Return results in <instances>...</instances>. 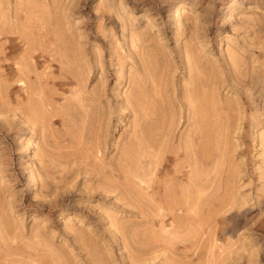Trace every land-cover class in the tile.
Instances as JSON below:
<instances>
[{
	"label": "rangeland",
	"instance_id": "374dc122",
	"mask_svg": "<svg viewBox=\"0 0 264 264\" xmlns=\"http://www.w3.org/2000/svg\"><path fill=\"white\" fill-rule=\"evenodd\" d=\"M178 7L181 17L173 21ZM0 14V264L59 257L64 264H264V0H0ZM132 81L157 108L139 121L142 136L134 133V114L125 105L137 92ZM200 86L214 120L203 126L205 143L198 142L219 148L200 161L219 180L221 192L208 188V198L231 194L220 220L198 204L187 219L184 209L171 213L160 198L176 167L184 170L179 184L190 187V167H175L186 158L176 160L175 152H162L166 144L152 143L163 135L158 123L174 125L185 139L187 93ZM37 106L44 125L30 121ZM179 137L167 149L178 148ZM152 153L156 157L147 158ZM165 159L170 163L156 171ZM99 165L106 175L115 173L107 179L132 182L134 191L143 187L135 196L132 189L131 199L147 200L127 201L126 189L110 187ZM161 210L170 213L165 228L149 219ZM211 227L218 229L212 238L203 234ZM133 234L136 247L128 243ZM156 237L167 250L155 258L139 252Z\"/></svg>",
	"mask_w": 264,
	"mask_h": 264
},
{
	"label": "bare ground",
	"instance_id": "6f19581e",
	"mask_svg": "<svg viewBox=\"0 0 264 264\" xmlns=\"http://www.w3.org/2000/svg\"><path fill=\"white\" fill-rule=\"evenodd\" d=\"M24 11V10H23ZM28 13V12H27ZM2 16H1V14H0V18H1ZM32 17V16H31ZM44 17V16H43ZM180 17H181V12H180V9H179V7L177 8V10H176V12H175V17L172 19L173 21H178L179 19H180ZM47 18V17H46ZM2 19V18H1ZM31 19V18H30ZM34 20V19H33ZM3 22V21H2ZM2 22H1V24L0 25H2ZM26 24H28V23H26ZM32 24V23H31ZM41 25V24H40ZM48 25V24H47ZM30 26V25H29ZM3 27H4V25H3ZM13 27V26H12ZM46 27V26H45ZM6 29H7V27H6ZM22 29H23V27H22ZM36 29V28H35ZM23 31H25V30H23ZM22 31V32H23ZM27 31H29V30H27ZM26 31V32H27ZM21 32V33H22ZM36 32V31H35ZM5 33H8V32H5ZM10 33V32H9ZM59 33V32H58ZM31 34V33H30ZM26 39V38H25ZM29 39V38H28ZM28 39H27V41H28ZM192 60V59H191ZM69 62V61H68ZM68 68L70 67V66H67ZM71 68V67H70ZM145 68V67H144ZM148 69H149V67H147ZM148 69H146V70H148ZM72 70H74V69H72ZM210 70V69H209ZM67 72H69L68 70H66ZM65 71V72H66ZM149 71V70H148ZM147 71V72H148ZM206 71V70H205ZM74 73V72H73ZM73 73H70V75L71 74H73ZM146 73V72H145ZM213 73V72H212ZM133 74H135V73H133ZM144 74V73H143ZM147 74V73H146ZM205 74V73H204ZM207 74V73H206ZM75 75H78L77 74V72H75ZM148 75V74H147ZM146 75V76H147ZM195 75V74H194ZM194 75H192V76H194ZM208 75V74H207ZM73 76H74V74H73ZM79 76V75H78ZM136 76V75H135ZM139 76V75H138ZM191 76V75H190ZM196 76V75H195ZM194 76V77H195ZM199 76V75H198ZM197 76V77H198ZM209 77V76H208ZM79 78V77H78ZM131 78V77H130ZM191 78H193V77H191ZM200 78V77H199ZM138 79V78H137ZM147 79V78H146ZM209 79H210V77H209ZM78 80V79H77ZM131 80H133V78L131 79ZM139 80V79H138ZM141 80L142 79H140V82H141ZM148 80V79H147ZM196 79H194L193 78V81H195ZM197 80H200V79H197ZM211 80V79H210ZM134 81V80H133ZM133 81L131 82V83H133ZM202 81V80H201ZM153 82V81H152ZM196 82V81H195ZM195 82H192V79H191V81H190V83L192 84V83H194L195 84ZM198 82V81H197ZM200 82V81H199ZM136 85H138L137 83H136V81L134 82ZM133 83V84H134ZM150 83H151V81H150ZM154 83L156 84L157 82L154 80ZM154 83H152L151 85L153 86V84ZM188 83V82H187ZM187 83H185L186 84V86H187ZM141 84H142V82H141ZM158 84V83H157ZM157 84H156V87H157ZM202 84V83H201ZM43 85V84H42ZM142 85H144V84H142ZM197 85H198V83H197ZM140 86L141 85H138V86H135L136 88H137V92H134V93H132V94H128V96H127V98H126V102H125V105L129 108V111L132 113V114H134V118H135V120H134V133L135 134H140L141 136H142V134L143 133H146L145 131H146V128L145 127H142L141 129H140V125L142 124V123H140V125L138 124L139 123V121L141 120V118H143V117H145V114L146 113H151L152 112V115L153 114H155V112H156V110H157V108L156 107H154L155 106V104H154V106L152 105V104H149V103H151V101H149L148 103H147V100H149L148 98L150 97V96H146V94L145 93H141L142 91H144L143 89H145V88H143L142 90H141V88H140ZM146 86H147V84H146ZM151 86V87H152ZM155 86V85H154ZM202 86H203V84H202ZM142 87V86H141ZM199 87V86H198ZM201 87V86H200ZM209 87V86H208ZM36 88V87H35ZM135 88V89H136ZM138 88H139V90H138ZM188 88H190L189 86H188ZM204 88H205V86H204ZM132 89H133V86H132ZM146 89H147V87H146ZM153 89V88H152ZM165 89H166V87H165ZM206 89V88H205ZM205 89H203V87H201V88H197L196 87V89H192V87H191V89L189 90V91H191V92H188L187 93V96H188V94H189V96H188V99H187V106H188V109H189V116H188V118H187V120H188V124L187 125H189L188 127H189V129H188V131L186 130V137H185V139L184 138H182V134L180 135L181 137H179V135H177V133H176V128H174L173 126H169V127H163L164 126V122H161V123H158V125L160 126V124L162 125V127H161V129H167V131L166 130H161L160 129V131H162L163 132V135L161 134V137H159L158 139L157 138H155V139H157V140H154L152 143H155V141H157L156 143H160V146L161 145H164V144H166L164 147H163V150H162V152H167V151H173V152H175L176 153V160H177V158L178 159H180V158H182V156H184V158H186V162H182V161H176V165H175V167L176 166H178L179 164L180 165H189V167H190V176H189V178H188V182H189V185H190V187L189 188H185L184 189V186L182 185H180L179 183V179H181L183 176H184V170L180 167H176V169L173 171V174L172 175H169V177L168 178H166V181H165V183H163V182H161V185H162V183H163V188L165 189V191H167L166 193L167 194H165V196H162V197H160V198H164V200H165V204L167 203V205H168V203H169V209H166V210H172L173 209V211H176L174 208H176V209H184V211L186 212L185 214L186 215H184L187 219L188 218H190V216H188L187 214V212H191L192 211V214L191 215H195L198 211H197V208H199V206L197 207V204L198 205H205V208H206V213H207V215L209 216V217H211V218H213L214 220H220V219H222V216H223V213L224 212H226L227 211V195H228V197H230L231 198V194L228 192V191H226V189L227 188H225V195L224 196H222V198H221V196L219 197H215L216 199L215 200H213L214 198H213V196H212V199H209L208 198V196H210L208 193H207V191H208V188H209V191H210V189H212L211 187H215V184H217L216 183V181H215V179H216V176H215V174H213L214 173V171L212 170V169H209V168H205L207 165H202V164H205L204 162L203 163H201L202 161H201V159H202V157H203V154H205L204 155V157L205 158H207L206 157V155H207V153H210L212 156H214L212 153L215 151V149L217 150V149H219V148H217L216 146L218 145V143H216V140H215V143L216 144H214V140H213V144H214V146H212L211 145V147L212 148H214V151H212V149H210L209 148V146H210V144H203L202 146H201V143H199L198 141H200V142H204V140L203 141H201L202 139H204V137L202 138L201 136H202V133L206 130V129H204V131H203V128H206V127H203V126H206V125H204L205 123H208L209 122V120H210V118L212 119V120H214L213 118H214V115H212L213 113H211V109L210 108H208V110L206 111V109H207V107H206V104H207V102L209 103L210 101H206V98H205V95H206V92H204L205 91ZM148 90V89H147ZM154 90H156L155 89V87H154ZM187 90V89H186ZM38 91V90H37ZM188 91V90H187ZM132 92V91H131ZM156 92H157V90H156ZM165 92H166V90H165ZM164 92V93H165ZM185 92V91H184ZM32 93V92H31ZM160 93L161 92H159V94L157 93V95H160ZM171 93V92H170ZM186 93V92H185ZM185 93H184V95H185ZM210 93V92H209ZM167 94H168V92H167ZM45 95V94H44ZM50 95V94H49ZM98 95V94H97ZM96 95V96H97ZM171 95V94H170ZM101 96V95H100ZM161 96V95H160ZM32 97V96H31ZM44 97V96H43ZM171 97V96H170ZM41 98V97H40ZM96 98V97H95ZM97 98H98V96H97ZM101 98V97H100ZM166 98V97H165ZM186 99V98H185ZM191 99V100H190ZM210 99V98H209ZM49 100V99H48ZM160 100V99H159ZM163 100V99H162ZM161 100V101H162ZM166 99H164V101H165ZM168 100V99H167ZM166 100V101H167ZM44 101V100H43ZM157 101V100H156ZM174 101V100H173ZM172 101V102H173ZM45 102V101H44ZM43 102V103H44ZM46 102H48L47 100H46ZM101 102V101H100ZM153 102V101H152ZM50 103H51V101H50ZM153 103H155V102H153ZM159 103V102H158ZM186 103V102H185ZM212 103V102H211ZM45 104V103H44ZM47 104V103H46ZM171 104V103H170ZM184 104V103H183ZM165 105V104H164ZM169 105V104H168ZM212 105L214 106V104L212 103ZM164 107V106H163ZM162 107V109H164ZM166 107H168V106H165V108ZM208 107H210L209 106V104H208ZM39 108V106H37L36 107V109H35V111L37 112V113H35L34 112V114L31 116V118H30V121L32 122V124H34V125H39V124H41V125H44V124H46V120H38L37 119V116L38 115H40L39 114V112L37 111V109ZM42 108H44V106L42 107ZM211 108H213V107H211ZM46 109V108H45ZM161 109V108H160ZM175 109V108H174ZM210 109V110H209ZM48 110V109H47ZM147 110H149V111H147ZM42 111H44L43 109H42ZM163 111V110H162ZM161 111V112H162ZM176 111V110H175ZM174 111V112H175ZM208 111H210L209 113H207ZM168 112V111H167ZM43 113V112H42ZM46 112H44V114H45ZM164 113V112H163ZM156 114H157V112H156ZM165 114V113H164ZM164 114H162V115H164ZM169 114V113H168ZM168 114H166L167 115V117L169 116ZM207 114H209V115H207ZM30 115V114H29ZM174 115V114H173ZM211 115H212V117H211ZM51 116V115H50ZM154 116V115H153ZM156 117H157V115H155ZM39 117V116H38ZM146 117H148V116H146ZM149 117H151V114L149 115ZM161 117V116H160ZM171 117V116H170ZM170 117H168V118H170ZM155 118V117H154ZM159 118V117H158ZM168 118H166L165 117V119L167 120ZM179 119H181L180 117H178ZM48 119V118H47ZM51 119V118H50ZM143 119H145V118H143ZM141 120V121H144V120ZM162 119H164V118H162ZM164 119V120H165ZM227 119V118H226ZM140 121V122H141ZM153 121H155V119L153 120ZM217 121V120H216ZM133 122V121H132ZM159 122V121H158ZM165 122H167V121H165ZM174 122V121H173ZM179 122V121H178ZM177 122V123H178ZM213 122V121H212ZM215 122V121H214ZM154 123H156V122H154ZM153 123V124H154ZM169 123V125L170 124H174V123H170V122H168ZM176 123V122H175ZM176 123V124H177ZM152 124V123H151ZM211 124V123H210ZM139 125V126H138ZM150 125V124H149ZM178 125V124H177ZM213 125H215L216 126V124L214 123V124H212V125H210V129H212L211 131H213V129H215V127H213ZM219 125V124H218ZM142 126V125H141ZM165 126H166V124H165ZM208 126L209 125H207V128H208ZM154 127H156V126H154ZM173 127V128H172ZM172 128V129H171ZM216 130V129H215ZM148 131V130H147ZM153 131H157V130H153ZM208 131H210V130H208ZM205 132H207V131H205ZM215 132V131H214ZM133 133V132H132ZM133 133V134H134ZM142 133V134H141ZM151 133V132H150ZM158 133H160V132H158ZM184 134V133H183ZM213 134V133H212ZM139 135V136H140ZM145 135V134H144ZM152 135V134H151ZM150 135V136H151ZM204 135H206V134H204ZM203 135V136H204ZM208 136V138H209V132H208V134H207ZM162 136H163V138H162ZM176 136H178L179 137V139H181L180 140V142H179V144H180V146L178 147V148H174L173 146H171V147H173L172 149H171V147H170V149H167V145H168V142H170L174 137H176ZM213 136V135H212ZM214 136H215V134H214ZM199 137H200V139H199ZM211 137V136H210ZM140 138V137H139ZM138 138V139H139ZM144 139L146 138L145 136L143 137ZM150 139H151V137H149ZM162 138V139H161ZM206 138V137H205ZM217 138V137H216ZM129 139V138H128ZM184 139V140H183ZM213 139V138H212ZM136 140V139H135ZM147 139H145L144 141H146ZM160 140V141H159ZM129 141H131V140H129ZM142 141V140H141ZM140 141V142H141ZM152 141V140H151ZM210 141V140H209ZM132 143H133V141H131ZM131 142H130V145H131ZM136 142V141H135ZM135 142H134V145H135ZM146 142H149L150 143V141H146ZM198 142V143H197ZM145 143V142H144ZM152 143H150V144H148V146L150 145V147L152 148L153 147V144ZM205 143V142H204ZM152 144V145H151ZM212 144V143H211ZM145 145V144H144ZM157 146H158V144H156ZM156 145L154 144V146L156 147ZM204 145L205 146H207V148L206 147H204ZM124 146V145H123ZM125 146H126V144H125ZM160 146H158V147H160ZM175 146H176V144H175ZM143 147H145V146H143ZM146 147H147V145H146ZM149 147V148H150ZM216 147V148H215ZM209 148V149H208ZM156 151H157V147L156 148H154ZM154 149L152 148V151L154 152V153H157L156 151H154ZM162 149V148H161ZM221 149V148H220ZM222 150V149H221ZM147 151H149V150H147ZM161 151V150H160ZM209 151H211V152H209ZM219 151V150H218ZM215 152H217V151H215ZM221 152H223V150L221 151ZM220 152V153H221ZM225 153V152H224ZM223 153V154H224ZM124 154V153H123ZM126 154V153H125ZM153 154V153H152ZM158 154V153H157ZM156 154V155H157ZM168 154V153H167ZM216 154H218V153H216ZM222 154V153H221ZM122 155V154H121ZM127 155V154H126ZM152 156H155V154H153V155H151L150 157L148 156V154H147V158H149V159H151V157ZM225 156V155H224ZM156 157V156H155ZM172 157V156H171ZM210 157V156H209ZM215 157V156H214ZM219 158H221L220 156H218ZM129 157H127L126 158V160L128 159ZM211 158V157H210ZM210 158H208L207 160H209ZM152 159H154V157H152ZM160 158H158V160H159ZM147 160V159H146ZM156 160V159H155ZM161 160V159H160ZM171 160V159H170ZM203 161H204V159H202ZM211 160H212V158H211ZM211 160H209V161H211ZM213 160H214V158H213ZM221 159H219L218 161H220ZM222 160H224V159H222ZM120 161V160H119ZM127 161H129V160H127ZM126 161V162H127ZM163 161V160H162ZM201 161V162H200ZM150 161H148L147 163L148 164H150L149 163ZM175 162V161H174ZM205 162H206V160H205ZM213 162V161H212ZM221 162V161H220ZM119 163V162H118ZM121 163V162H120ZM151 163H152V161H151ZM170 163V161H168V159H165V164H163L162 165V167H160V168H158V169H156V171H163L164 169H165V167L168 165ZM186 163V164H185ZM209 163V162H208ZM207 163V164H208ZM219 163V162H218ZM222 163H224V162H222ZM175 164V163H174ZM200 164H201V166H203L202 168H201V166H200ZM152 165H154V164H152ZM151 164H150V166H152ZM172 165V164H171ZM210 165V164H209ZM208 165V166H209ZM213 165V164H212ZM219 165V164H218ZM220 165H221V163H220ZM219 165V166H220ZM119 166V165H118ZM120 166H124L122 163H121V165ZM141 166H145L144 164L142 165L141 164ZM140 166V167H141ZM156 166V165H155ZM103 167V168H102ZM153 167V166H152ZM184 167V166H183ZM213 166H211V168H212ZM97 168V169H96ZM148 168H150L149 167V165H148ZM172 168V169H173ZM221 168V167H220ZM95 169L98 171V172H101V173H103V175L104 176H102V174H101V176L102 177H105L106 179L109 177V176H115V173H113V172H110V173H107L108 175H106V173L104 172L105 170V168H104V165H99V166H97V167H95ZM112 169H114V168H112ZM116 169H117V166H116ZM121 170H123V167H121L120 168ZM130 169V166L128 167V170ZM203 169H205V170H207L206 172L203 170ZM120 170V171H121ZM127 170V169H126ZM137 170V169H136ZM145 170V169H144ZM152 170H154V168H152ZM167 170V169H166ZM209 170V171H208ZM210 170L211 171H213V172H211L212 173V176H211V174H208V173H210ZM96 171V172H97ZM116 171V170H115ZM147 171V170H146ZM117 172H118V170H117ZM127 172V171H126ZM136 172V171H135ZM138 172V171H137ZM168 172V171H167ZM128 173H129V171H128ZM131 173V172H130ZM139 173V172H138ZM146 173V172H145ZM159 173V172H158ZM162 173V172H161ZM132 174V173H131ZM147 174V173H146ZM149 174H151V175H154V174H152V173H150L149 172ZM160 174V173H159ZM210 175V176H208V175ZM137 175H139V174H137ZM118 176V175H117ZM120 176V175H119ZM143 177V176H142ZM145 177H147V176H145ZM145 177H144V179H145ZM104 178V179H105ZM121 178V177H120ZM154 178H156L155 177V175H154ZM117 178H115V179H107V183L109 184V186L110 187H113V188H121V187H123L122 189H126V190H123V191H125L124 192V195H125V198L127 199V201H130V202H134V203H136L137 201H138V203H139V197H137V199H134V200H137V201H134L133 199H131V197H130V194H132V193H130L131 191H132V189H133V191H134V188H132V189H129V187L131 186L130 184L132 183L130 180V184L127 186V182L128 181H126V183L125 182H123V180L121 181V182H123V183H120L119 181H117L116 180ZM126 179V178H125ZM131 179V178H130ZM148 179V178H147ZM218 179V178H217ZM132 180V179H131ZM145 182H147L148 184L149 183H151V181L150 182H148V181H146V180H144ZM155 181H156V179H155ZM159 181V180H158ZM158 181H156V182H158ZM160 182V181H159ZM217 182H219V180L217 181ZM125 183V184H124ZM133 183H134V181H133ZM135 183H136V181H135ZM37 184V180H33V182L32 183H30V187H29V189H31L34 185H36ZM106 184V183H105ZM229 183H227V185H228ZM133 185V184H132ZM136 185H137V183H136ZM136 185H133V186H136ZM150 185V184H149ZM149 185H148V187H149ZM153 185H155V184H153ZM107 186V185H106ZM132 186V187H133ZM143 186V185H142ZM155 186H157V185H155ZM219 186H221V188L223 187L222 186V182H221V185H219ZM140 187H141V185H140ZM140 187H137L136 186V188H135V191L133 192V195L135 196V194H139L138 192L137 193H135L137 190L139 191V188ZM150 187H151V185H150ZM149 187V188H150ZM153 187V189H152V191H155V189H157V190H159L158 188H155L154 186H152ZM151 187V188H152ZM230 187V186H229ZM131 188V187H130ZM141 188H143V187H141ZM140 188V189H141ZM148 188V189H149ZM215 188H217V187H215ZM147 189V188H146ZM143 190V189H142ZM141 190V191H142ZM217 191L219 190L218 188L216 189ZM140 191V192H141ZM160 191V190H159ZM208 191V192H209ZM212 191H214V190H212ZM216 191V192H217ZM220 191V190H219ZM218 191V192H219ZM224 191V190H223ZM221 192V191H220ZM135 193V194H134ZM142 193V192H141ZM156 193V192H155ZM212 193H215V192H212ZM175 194H177V196H179V198L177 197V198H175ZM162 195V194H161ZM187 196V197H185V196ZM211 195H213V194H211ZM142 197V199L140 200V202L142 201V200H145L146 198H143V195H141ZM183 196H184V198H183ZM147 197V196H146ZM174 197V198H173ZM136 198V197H135ZM156 198V197H155ZM139 199V200H138ZM150 199V198H149ZM147 200V199H146ZM145 200V201H146ZM164 200H162L163 201V203H164ZM229 200V199H228ZM160 202V201H159ZM142 203H144V201L142 202ZM154 202H152L151 203V200H150V203L149 204H153ZM156 203H158V201L156 202ZM218 204L219 206H218V208H215V206L213 207V204ZM141 204V203H140ZM144 204H147V203H144ZM143 204V205H144ZM155 204V203H154ZM136 205H138V204H136ZM158 205V204H157ZM160 205V204H159ZM145 206V205H144ZM147 206V205H146ZM145 206V207H146ZM150 206V205H149ZM148 206V207H149ZM161 206V205H160ZM144 207V208H145ZM154 207V206H153ZM150 208V207H149ZM157 208V207H156ZM166 208V207H165ZM164 208V209H165ZM201 208H204L203 206L201 207ZM151 209H153L152 207H151ZM155 209V208H154ZM160 209V208H159ZM161 209H162V206H161ZM163 210V209H162ZM162 210H161V212H162ZM170 210V211H171ZM164 211V210H163ZM168 211H167V213L166 212H162V213H159V214H155V215H158V218L157 219H155L154 218V216L152 215V217L151 218H149L150 219V221H153V222H160V224H162L163 225V228H165V227H167V219H165V217L166 216H168V215H170V213H168ZM169 211V212H170ZM177 212V211H176ZM158 213V212H157ZM171 213H172V211H171ZM193 213H195V214H193ZM204 213V212H203ZM175 214V213H174ZM182 214V213H181ZM184 214V213H183ZM180 215V214H179ZM178 215V216H179ZM199 215H200V213L198 214V219H201V218H199ZM171 217L172 218H174L172 221L174 222V220L176 219V215H171ZM196 217V216H195ZM194 217V218H195ZM200 217H202V216H200ZM193 218V217H192ZM193 218V219H194ZM203 218V217H202ZM178 219V218H177ZM186 219V221H188ZM197 219V218H196ZM209 219V218H208ZM176 221H180L179 219L178 220H175V222ZM180 222H182V219H181V221ZM179 222V223H180ZM218 222V221H217ZM148 223V222H147ZM179 223H177V224H179ZM176 224V225H177ZM181 224V223H180ZM179 224V225H180ZM178 225V226H179ZM182 225V224H181ZM188 225V224H187ZM152 226V225H151ZM173 226V225H172ZM161 227V226H160ZM204 227H207V226H204ZM203 227V228H204ZM154 229V228H153ZM166 229H168V228H166ZM176 230V229H175ZM217 228L215 229V228H210L209 230H206V231H204L203 230V234H207V236H209L210 235V237L212 238V237H214V235H215V233H217ZM154 231V230H153ZM163 231V230H162ZM169 232H170V230H168ZM193 231V230H192ZM164 232V231H163ZM134 233V232H133ZM137 234V233H136ZM157 234V233H156ZM155 234V235H156ZM123 235H125L124 234V232H123ZM132 237L129 239V238H127V240L129 239V241H128V243L130 244V243H132L131 245H133L134 243H137V242H139L140 243V241H138V236L137 235H135V234H133V235H131ZM158 236H160V234L158 235ZM195 236H198V234L197 233H195ZM160 237H162V236H160ZM159 237V238H160ZM145 238V237H144ZM147 238V237H146ZM145 238V239H146ZM151 238V237H150ZM153 238V237H152ZM157 238V237H156ZM155 238V240H151L152 242L148 245L149 247H145V245L143 246V245H141V247H140V249L142 250H140L139 252H145V254L146 253H150L151 252V254L152 253H156V252H159V251H165V250H167L168 249V244H167V246H166V244H164L162 241H163V239H160V240H162V241H160V240H158V238L156 239ZM163 238H165V236L163 235ZM200 238V237H199ZM202 238V237H201ZM166 239V238H165ZM147 240V239H146ZM149 240L150 239H148V241H146V242H148L149 243ZM167 240H168V238H167ZM166 240V242H169V241H167ZM206 240H208V239H206ZM210 240V242L212 241L211 239H209ZM209 240H208V242H209ZM142 242V241H141ZM208 244V243H207ZM85 245V244H84ZM87 245V244H86ZM136 244H134V246H135ZM136 247V246H135ZM139 247V246H138ZM207 247H209L208 245L206 246V249H207ZM169 249H171V246H170V248ZM206 251V250H205ZM161 252V253H162ZM210 252V251H209ZM217 252V251H216ZM166 253V252H165ZM201 253H202V251H201ZM208 253V252H207ZM94 254H96V253H94ZM142 254V253H141ZM159 254H160V252H159ZM204 254V253H203ZM209 254V253H208ZM224 254V253H223ZM64 255V254H63ZM196 255H198V254H196ZM205 255V254H204ZM219 255V254H218ZM143 256H144V254H143ZM158 256V254L156 253V255L155 256H153V257H151V258H155V257H157ZM160 256V255H159ZM166 256V255H165ZM201 256H203V255H201ZM206 256V255H205ZM204 256V257H205ZM200 256H198V258H199ZM207 257V256H206ZM209 257V256H208ZM207 257V258H208ZM50 258V257H49ZM100 257H98V259H99ZM43 260V259H42ZM50 260V259H49ZM64 260V259H63ZM62 260V258L61 257H59V258H57V259H55V261H54V259L51 261L50 260V262L48 261V259H47V261H46V259H45V261H44V264H64V263H66V261H63ZM141 260V259H140ZM144 260H147V259H143L142 261H144ZM223 260V259H222ZM221 260V261H222ZM71 261V260H70ZM94 261V260H93ZM209 261V260H208ZM97 262V261H96ZM140 262V261H139ZM172 262V261H171ZM216 262V261H215ZM214 262V263H215ZM146 263V262H145ZM168 263V262H167ZM223 263V262H222ZM43 264V263H42ZM138 264V263H137ZM140 264V263H139Z\"/></svg>",
	"mask_w": 264,
	"mask_h": 264
}]
</instances>
